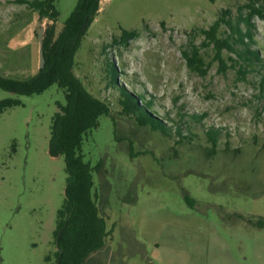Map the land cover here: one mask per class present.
<instances>
[{
	"label": "rangeland",
	"instance_id": "374dc122",
	"mask_svg": "<svg viewBox=\"0 0 264 264\" xmlns=\"http://www.w3.org/2000/svg\"><path fill=\"white\" fill-rule=\"evenodd\" d=\"M251 1H101L73 70L109 108L83 143L85 160L102 163L93 192L110 232L87 264H264V227L255 225L264 222V63L244 75L224 51V69L200 33L226 10L236 21ZM77 3L57 0L58 31ZM252 22L264 61V20ZM52 24L19 0H0V75H37L39 33ZM124 30L138 35L125 43ZM194 46L204 74L184 57ZM121 87L151 101L169 134L125 113ZM6 98L20 104L0 114V264H47L66 198L65 157L50 153L66 94L55 84L31 96L0 90Z\"/></svg>",
	"mask_w": 264,
	"mask_h": 264
},
{
	"label": "trees",
	"instance_id": "16d2710c",
	"mask_svg": "<svg viewBox=\"0 0 264 264\" xmlns=\"http://www.w3.org/2000/svg\"><path fill=\"white\" fill-rule=\"evenodd\" d=\"M101 1L78 0L75 9L58 31L60 13L57 0H19L20 3L27 4L39 12L41 20L49 19L53 22L45 31V66L29 79L20 80L0 75V90L31 96L41 94L57 84L66 94V103L58 104L59 112L53 117L50 140L51 155L65 157L68 175L66 198L58 213L55 261L51 262L49 256L46 259L47 264H87L90 255L104 248L110 235L93 192L95 185L93 172L98 171L102 163L93 167L85 160L83 154L85 136L99 127L100 118L109 115V108L93 96L73 72L76 55L84 36L99 13ZM244 10H247L246 13ZM231 14L230 10H226L224 16L209 29L200 31L204 36L202 46H213L216 58L224 69L227 68L223 57L224 51L235 54L237 60L234 58L231 60L246 64H240V69H245L243 72L245 75L247 69L256 63H264L259 51L252 48L255 43L252 21L255 17L264 20V0L262 2L252 0L240 8L236 21H233ZM223 25L227 27L225 37L219 34ZM137 35L135 31L124 30L122 41L126 43ZM183 54L192 70L206 73L203 69L204 61L200 47L194 46L192 50L184 51ZM111 72L113 84L116 85L119 74L114 65ZM121 95L120 102L125 113L134 115L142 126H151L156 131L169 134L167 125L157 116H153L154 112L148 111L153 105L151 101L125 87H121ZM19 104V100L12 98L0 99V114ZM218 135L214 129L208 132L209 140L214 147L217 146ZM255 225L263 228L264 222Z\"/></svg>",
	"mask_w": 264,
	"mask_h": 264
},
{
	"label": "water",
	"instance_id": "95a60500",
	"mask_svg": "<svg viewBox=\"0 0 264 264\" xmlns=\"http://www.w3.org/2000/svg\"><path fill=\"white\" fill-rule=\"evenodd\" d=\"M46 28L42 27L39 33V42H40V69L45 66V55H44V37H45Z\"/></svg>",
	"mask_w": 264,
	"mask_h": 264
}]
</instances>
